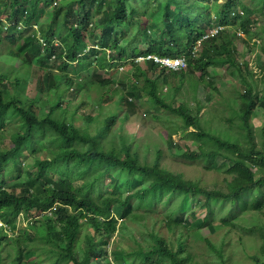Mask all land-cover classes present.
I'll return each mask as SVG.
<instances>
[{
	"label": "trees",
	"instance_id": "obj_1",
	"mask_svg": "<svg viewBox=\"0 0 264 264\" xmlns=\"http://www.w3.org/2000/svg\"><path fill=\"white\" fill-rule=\"evenodd\" d=\"M105 1L0 0V14L6 17L0 28V264H109L108 257L116 264H206L191 251L193 236L204 226L210 235L235 228L238 218L217 222L213 205L228 203L239 213L264 211V121L259 143L253 123L255 111H264V93L246 79L254 73L246 63H237L233 38L225 32L234 28L248 39L264 37V0H249L253 5L235 0L220 5V0ZM204 2L215 6L210 9ZM48 7L51 18L38 37L39 16ZM150 13L159 17L154 24L146 21ZM214 27L223 31L203 39ZM84 34L90 47L83 43ZM260 53L258 70L264 79L263 45ZM147 55L184 57L187 68L166 71L153 60L136 62ZM100 62L106 70L129 65L135 80L125 73L119 80L92 77L96 72L90 75V68ZM219 67L234 68L239 75L241 86L230 97L211 81L208 69ZM87 79L105 89L100 113L78 116V110L91 107L85 101ZM187 80L195 111L176 97ZM32 82L30 96L26 87ZM200 82L231 111L219 116L218 126L200 117ZM164 86L169 94L162 96ZM126 87L129 98L123 95ZM137 101H143L152 121L159 120L151 113L157 107L181 122L174 133L166 132L168 150L179 152L171 153L173 158L202 165L203 171L223 176L222 181L208 188L199 179L169 171L158 147L151 163L142 162L133 149L134 136L120 133L124 122H147L146 114L137 112ZM78 120L84 128L74 125ZM7 128L9 147L2 142ZM38 140L49 143L42 147L46 159L38 158L33 146ZM26 152L33 156L32 169L22 167ZM250 194H255L252 200H244ZM196 208L206 212L204 219L195 218ZM19 221L29 228H19ZM137 221H150L154 229L134 233L129 223ZM204 241L218 264H224L222 247ZM260 242L248 256L252 264H264V227Z\"/></svg>",
	"mask_w": 264,
	"mask_h": 264
},
{
	"label": "rangeland",
	"instance_id": "obj_2",
	"mask_svg": "<svg viewBox=\"0 0 264 264\" xmlns=\"http://www.w3.org/2000/svg\"><path fill=\"white\" fill-rule=\"evenodd\" d=\"M107 1V0H106ZM105 3H109L108 1ZM154 1V0H151ZM236 3L240 4L243 2L247 5H253L249 0H235ZM224 1L220 0L217 2L218 5L222 4ZM208 8L212 9L215 5L213 2L211 3H205ZM55 3L53 4V6ZM105 7V4L104 6ZM76 10V7L73 8ZM51 12L52 8L48 7L44 10V14H41L38 19V28H37V36L41 37L42 33V28L48 23L49 19L51 18ZM258 18L262 19V15H258ZM4 19L6 20L5 15L3 14V11L0 14V28H2V24ZM159 17L157 14L150 13L146 17V21L150 23H156L158 21ZM94 25H96V20L94 19L92 21ZM262 23V22H261ZM260 24H258V27ZM33 30L35 28H32ZM25 31L23 28L21 31H18L20 34L21 32ZM225 32L231 35V38H233V46L236 49V61L239 64L246 63L247 67L251 72L254 73V78L247 76L246 79L248 82L252 84L254 88L259 90L260 92L264 93V79L260 77L259 74V64L261 61H263V56L260 53V47L262 45L264 46V37L260 38L257 37L256 35L254 37H251V39H248L247 36L243 35L241 36L240 34L238 35L239 32L236 33V30L234 28H227L225 29ZM128 34H125L123 36V39H125ZM90 47V39L87 36V34L83 35V43ZM26 46H30V42L25 43ZM23 44L22 46L24 47ZM108 53V51H106ZM27 57V56H25ZM2 58V57H0ZM95 70L96 74L93 75L92 77H97V78H102V79H108L113 77L114 79L122 78L123 74H128L129 75V81H134L135 77L131 74L132 70L129 65H123L118 66V67H113L111 70L104 69L103 66L100 63H96L93 68H90L89 73L92 75V72ZM210 75H211V81L213 82L214 86L217 88V90L221 93L228 94L230 97L231 92L233 91V88H240V81H239V75L237 72L234 71V68L231 67H219V68H209L208 69ZM244 75V74H243ZM73 79H77L73 78ZM134 77V78H133ZM199 77V74L196 73L193 77V79H197ZM185 80V79H183ZM123 81H125V77L123 78ZM177 81H181V76L179 75L177 78ZM84 84L86 86L85 93V101L91 106L89 109H80L77 111V115H85L88 114L90 116H95L97 115L98 112V104H99V98L101 96V90L98 85H96V82L90 83V80H84ZM33 82L29 83L27 85V94L30 96H33ZM188 85V80L185 81V83H182L180 85V91L177 93L176 97L177 100H182L185 103H187L190 108L195 111L196 103L192 99V92L189 89H186ZM255 85V86H254ZM198 96L200 97L199 99H196V101H199L200 104H203V109L200 112V117L208 121V124L211 127H215L220 125V120L219 116L223 117L224 115H231V111L226 107H224L221 99L218 97V95L211 91L210 88L207 90L203 89L204 85L203 83L200 82L198 85ZM108 89V88H106ZM166 87L164 86L161 90L162 96H165L169 94V91L165 90ZM131 90H129V87L125 88V92L123 95L128 97V93ZM133 91V90H132ZM206 95H211V100H204V96ZM129 98V97H128ZM79 99V97H77ZM131 99V98H130ZM81 100V95L80 99L77 101H73V105L76 106ZM118 102V99L116 98L115 103ZM137 108V112H141L142 114H146V119L147 122L145 124H141L140 122H132V121H127L124 122L121 130V134L125 135L127 137L134 136L132 142L136 144V146L133 147L134 150H136L137 153L140 154V160L142 162H148L151 163L153 158L155 157V152L158 147L160 150L163 151V166L168 169L171 172L175 173H182L185 178L187 179H199L204 186H207L208 188H211L212 185L216 182H221L223 179V176H220L214 172H205L202 169V165H190L188 163H183L181 160L177 158H173L171 156V153L178 154L179 152L176 151L177 149H173L170 153V150H168L167 145H166V132L169 133H174L178 127H180L181 122L175 118V115L173 114H168L163 111H161L159 108L154 107L151 110V113L153 114L152 116H156L159 118V120H154L152 121L151 118H149L151 115L146 113L144 110V104L143 101H137L135 104ZM93 108V110H92ZM108 110L106 108L103 110L104 113ZM119 115H123V110L120 112ZM255 119L253 120L254 126L257 127L256 131V141L257 143L260 142L261 139V134L259 133L258 129L262 126V122L264 121V111H262L260 108H258L255 111V114L253 116ZM151 119V120H150ZM222 123V122H221ZM76 127H83V122L80 120L76 121L74 123ZM119 126V122L116 121V126L115 129ZM94 126H92L93 128ZM84 128V127H83ZM9 128L6 129L2 133L3 135V145L6 147H9L10 143V132ZM119 131V130H118ZM172 140L177 143L179 142V134H174L172 137ZM49 144L48 142H46ZM46 143L41 140L37 141L33 144L34 147L38 148V158L39 159H46L48 157L47 151L45 149H42L46 145ZM56 144V143H55ZM139 145V146H138ZM146 145L147 147L144 148L143 146ZM25 155H28L27 160L24 161V164H22L23 168L27 169H32L34 167L33 164V156H30L27 152ZM50 174V173H49ZM52 177L53 174L51 175ZM80 184V183H79ZM78 183H75V185H79ZM112 188V186L110 187ZM255 196L250 194L246 195L244 200L251 201L252 198ZM215 207V220L218 222L220 218H224L226 220H231L232 216L233 219L237 215V221H236V226L235 228L232 229H225V228H219L217 233L210 235L208 233V230L204 227L199 229V232L195 234L191 240V251L194 256H197L198 260H207L206 264H218L217 258L214 255L213 252H211L210 247H207L204 238L209 239L212 244H214L216 247H222V256L224 259V264H252L248 256L253 255L256 253L258 250L261 242H260V234L263 232V227H264V211L261 213H256V212H251V211H245L241 212H232L231 206L228 203H218L213 205ZM226 207V208H225ZM191 210H189L186 214H189ZM195 212V218L198 220L204 219L206 216V212L204 210H199V209H194ZM163 214V213H162ZM214 215V213H213ZM220 224H215V227H218ZM18 227L19 228H25L29 226L25 225L22 221L18 222ZM148 231H151L153 226L151 225L150 221H147L146 224L143 222H131L129 223V229L133 230L134 233H137L139 230H144L146 229ZM113 243H116L117 238L112 240ZM127 241V237L124 238L123 242ZM141 244L143 247H146V242L141 239ZM113 243L106 248L107 252H109L111 249L114 248ZM9 251H12V249L7 248ZM119 249V248H116ZM117 252H121L118 250ZM119 258V255L117 256ZM109 264H116L115 259L108 257ZM117 263H120L119 261Z\"/></svg>",
	"mask_w": 264,
	"mask_h": 264
},
{
	"label": "built area",
	"instance_id": "obj_3",
	"mask_svg": "<svg viewBox=\"0 0 264 264\" xmlns=\"http://www.w3.org/2000/svg\"><path fill=\"white\" fill-rule=\"evenodd\" d=\"M220 31H223L222 27H214L212 28L205 36L203 39H206L208 37L215 36L218 34ZM243 36L244 34L238 33V35ZM196 52L197 49L195 48ZM146 60H153L154 63L159 64L161 67H163L166 71H183L187 68V62L184 57L181 58H168V57H157V56H152V55H147L144 57H140L136 60V62H143ZM1 226V223H0Z\"/></svg>",
	"mask_w": 264,
	"mask_h": 264
},
{
	"label": "clouds",
	"instance_id": "obj_4",
	"mask_svg": "<svg viewBox=\"0 0 264 264\" xmlns=\"http://www.w3.org/2000/svg\"><path fill=\"white\" fill-rule=\"evenodd\" d=\"M3 23H5V20L3 21Z\"/></svg>",
	"mask_w": 264,
	"mask_h": 264
},
{
	"label": "bare ground",
	"instance_id": "obj_5",
	"mask_svg": "<svg viewBox=\"0 0 264 264\" xmlns=\"http://www.w3.org/2000/svg\"><path fill=\"white\" fill-rule=\"evenodd\" d=\"M20 25V24H19ZM34 27V26H33Z\"/></svg>",
	"mask_w": 264,
	"mask_h": 264
}]
</instances>
